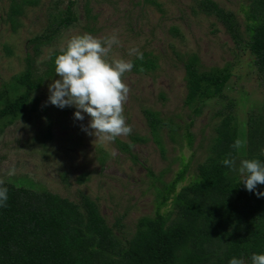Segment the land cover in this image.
Instances as JSON below:
<instances>
[{
  "label": "rangeland",
  "instance_id": "374dc122",
  "mask_svg": "<svg viewBox=\"0 0 264 264\" xmlns=\"http://www.w3.org/2000/svg\"><path fill=\"white\" fill-rule=\"evenodd\" d=\"M200 1L76 0V20L35 52L29 40L40 35L55 15L62 14L65 4L38 0L37 5L25 6L14 31L8 21L10 0H0V108L13 96L14 78L24 71L27 57L32 62L33 79L43 78L30 94L28 104L35 107L32 112L12 122L0 119V180L17 187L46 189L76 203L80 195L88 196L107 225L124 239L135 232L140 218L154 216L164 188L176 178L183 163L188 162V170L176 191L195 178L196 167L207 155L214 136L215 114L228 99L234 105L242 155L247 115L263 102L264 86L244 44L236 45L214 16L202 13ZM211 1L233 14L245 41L242 10L247 0ZM114 30L121 43L113 46L109 61H132L136 55L130 56L129 49L138 48L155 59L157 68L123 75L122 81L130 89L123 115L132 132L101 143L82 130L90 120L87 114L79 121L74 118V107L61 109L48 103V87L59 77L56 73L46 76L44 63L55 51L65 49L75 35L89 33L103 39ZM189 54L196 55L204 69L228 66L231 72L224 87L226 98L203 103L198 114L184 106L182 59ZM145 109L157 112L177 128L174 140L166 129L162 133L163 152L146 125ZM186 127L193 138L190 147L184 138ZM134 137L145 141H134ZM170 210L167 205L161 212Z\"/></svg>",
  "mask_w": 264,
  "mask_h": 264
},
{
  "label": "trees",
  "instance_id": "16d2710c",
  "mask_svg": "<svg viewBox=\"0 0 264 264\" xmlns=\"http://www.w3.org/2000/svg\"><path fill=\"white\" fill-rule=\"evenodd\" d=\"M60 1L65 4L62 14L55 15L40 35L29 40L35 52L76 20V0ZM37 4L38 0H10L8 21L14 31L24 7ZM198 7L205 15L214 16L236 45L244 44L264 86V0H247L242 10L245 41L233 14L211 0H201ZM59 54L55 51L44 63L46 76L55 73ZM131 62L132 70L139 74L157 68L149 54ZM182 62L184 106L193 114L200 113L207 101L226 98L224 87L231 77L228 66L204 69L194 54L184 56ZM31 67L27 57L24 71L14 78L13 96L0 108V119L12 122L35 109L28 101L43 78L33 79ZM143 116L152 139L163 152L162 133L166 129L174 140L177 128L157 112L145 109ZM215 116L214 136L207 155L196 167L195 178L176 191L188 170V162L183 163L176 178L164 188L154 216L140 218L128 238L117 236L88 196L80 195L76 203L46 189L3 182L8 200L0 207V264H229L233 257L251 264L253 254H264V197L258 198L240 182V164L234 171L221 161L242 158L264 162V100L247 115L242 155L241 148L232 147L240 136L232 100L228 99ZM184 138L190 147L193 138L188 127ZM133 140L145 141L141 137ZM256 191L264 192V185H257ZM167 205L171 210L161 212Z\"/></svg>",
  "mask_w": 264,
  "mask_h": 264
},
{
  "label": "clouds",
  "instance_id": "9594fccd",
  "mask_svg": "<svg viewBox=\"0 0 264 264\" xmlns=\"http://www.w3.org/2000/svg\"><path fill=\"white\" fill-rule=\"evenodd\" d=\"M120 43L115 30L114 34L103 39L89 33L71 37L55 59V73L59 78L48 87V103L61 109L74 107V118L79 121H83L84 114H87L90 120L82 130L101 143L112 142L132 132L123 115L130 89L122 77L134 65L123 58L111 61L107 58L113 46ZM129 55L143 59L138 48L129 49ZM232 147L239 149L241 142L237 140ZM261 155H264V149ZM221 163L236 170L234 159L225 158ZM239 173L240 182L247 191L254 192L258 198L264 197V192L256 191L257 185H264V162L242 159ZM8 174L12 175L13 171ZM2 185L3 180H0V207L6 206L8 200V189ZM250 259L251 264H264V254H253ZM229 264H245V261L233 257Z\"/></svg>",
  "mask_w": 264,
  "mask_h": 264
}]
</instances>
